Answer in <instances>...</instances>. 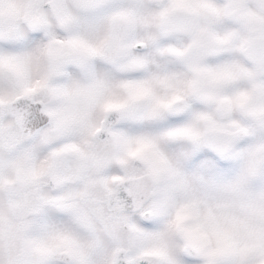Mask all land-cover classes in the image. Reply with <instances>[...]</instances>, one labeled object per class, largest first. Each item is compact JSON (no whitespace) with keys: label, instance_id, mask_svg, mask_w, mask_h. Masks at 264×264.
Segmentation results:
<instances>
[{"label":"snow or ice","instance_id":"6c2138e0","mask_svg":"<svg viewBox=\"0 0 264 264\" xmlns=\"http://www.w3.org/2000/svg\"><path fill=\"white\" fill-rule=\"evenodd\" d=\"M0 264H264V0H0Z\"/></svg>","mask_w":264,"mask_h":264}]
</instances>
